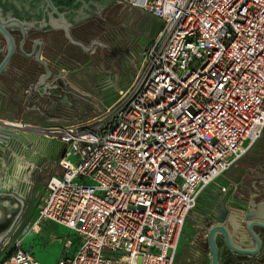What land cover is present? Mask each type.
<instances>
[{
    "label": "built area",
    "instance_id": "1",
    "mask_svg": "<svg viewBox=\"0 0 264 264\" xmlns=\"http://www.w3.org/2000/svg\"><path fill=\"white\" fill-rule=\"evenodd\" d=\"M118 4L160 27L111 106L50 131L62 174L32 230L74 233L57 264H174L203 193L264 133V0ZM0 264L43 263L16 245Z\"/></svg>",
    "mask_w": 264,
    "mask_h": 264
},
{
    "label": "flooded vegetation",
    "instance_id": "2",
    "mask_svg": "<svg viewBox=\"0 0 264 264\" xmlns=\"http://www.w3.org/2000/svg\"><path fill=\"white\" fill-rule=\"evenodd\" d=\"M110 2V6L107 7ZM52 4L51 6L45 0H0V15L9 24L7 30L9 34H12L17 48L6 75L0 79L10 80L11 77L21 72L23 77L37 84L41 76L46 74L44 65L36 59L39 55L40 60L45 61L51 70L52 75L49 79L54 81L53 84L57 86L56 90L62 93L57 100L58 106L65 108L74 101L70 105L73 109L79 105L85 109L86 95L75 92L71 84L74 80L72 77L76 73L75 68L89 65L92 51L101 50L105 41L103 35L108 34L107 29L113 19V14L120 5L118 0H52ZM61 16L68 23L66 28L57 26L61 24ZM51 18L54 21L52 24H50ZM65 34H70L74 42L68 40ZM25 37L23 47L26 54H23L19 46ZM5 50L6 41L0 36V62L3 60ZM10 71L14 72V75H8ZM260 186L259 182L257 185L252 184L247 187L244 196L230 195L225 199L227 202L230 201L227 206L230 232L241 231L253 247L256 246V242L248 234L240 215L243 210L248 212L253 209V206L264 203V191ZM221 213L222 208L221 210L214 208L209 211L203 210L202 215L198 214L200 218L197 222L199 226L205 228L208 224L218 222L216 217ZM208 217H212L213 221L210 222ZM204 231L203 247L210 256L207 232ZM254 231L261 239L262 245L258 256H244L232 252L226 246L224 238L219 236L218 245L222 251V264H264V227H255ZM233 240L238 243L237 238Z\"/></svg>",
    "mask_w": 264,
    "mask_h": 264
},
{
    "label": "crops",
    "instance_id": "3",
    "mask_svg": "<svg viewBox=\"0 0 264 264\" xmlns=\"http://www.w3.org/2000/svg\"><path fill=\"white\" fill-rule=\"evenodd\" d=\"M142 15L151 22V25L149 24L146 27L143 26L147 33L143 34V40L145 43L140 44L126 40L112 41L105 39L101 50L94 49L92 54L96 51H102V53L107 52L111 55L113 61H117V59L123 60V55L135 53L138 52V50L141 51L144 49L148 42L156 35L155 33L158 31L160 23L152 16L146 14V12H142ZM85 67H87V65ZM85 67H80V70L83 71L82 75L84 74L87 78L92 79L93 88L86 89L74 79L71 81L73 90L79 94H85L86 101L100 99L103 103L102 107L104 109L106 106H109V104L111 105L121 89H125L123 87L134 80L139 65L136 63L132 64L130 60L129 62L125 61V64H123L120 69H114L116 72L113 76L110 75L108 71L100 73L92 62L89 66L90 68ZM88 69L93 71L92 76L85 73ZM80 70L79 68H75V72H80ZM10 74L14 75V72H8V75ZM53 83V80L49 83L51 86L50 88L56 89L57 86ZM36 86V82L26 79L21 72H18L17 76L11 77L10 80L8 78L0 79V120L13 125L20 124V126H26L28 129L25 128L26 130L20 131L22 150L18 155H12L11 159L6 164V167H3L4 169L0 176L3 187L10 195L21 201V207L19 208L20 212L14 221L11 233L19 219L24 204V192L19 191L20 186L18 185L23 183V181L27 185L31 183L32 174L42 158H58L61 151L62 144L60 142L53 140L50 135L45 136L34 132V130L40 128L51 130L57 127L68 126L77 123V121L81 122L80 119H86L88 117L91 119L93 118L91 117L92 115L101 111L99 107L94 106V104L91 105L89 102H87L85 109L82 105H79V107H77L78 109L76 107L73 109L70 105H72L74 101L65 108H60L57 104V100H59L62 95L60 91L53 90L52 92H44V94H41V91L43 92L44 88L40 91ZM84 91H86V93ZM251 150L233 166L236 176H230L229 183L226 186H223L226 187L225 193L231 191V195L244 196L247 187H249V184H247L246 181L248 177L257 178L260 181L259 183L262 191H264V173L259 174L254 169L250 170L248 165H246L254 153V150H252V152ZM3 164L5 165V163ZM26 177H29L30 182H27ZM251 183H253V181ZM218 193L222 194L223 191L220 189ZM192 213L202 215V212L194 211ZM44 224H42V226ZM74 239L77 241L76 237ZM0 246H2V243Z\"/></svg>",
    "mask_w": 264,
    "mask_h": 264
},
{
    "label": "rangeland",
    "instance_id": "4",
    "mask_svg": "<svg viewBox=\"0 0 264 264\" xmlns=\"http://www.w3.org/2000/svg\"><path fill=\"white\" fill-rule=\"evenodd\" d=\"M149 21V19L143 17L142 12L130 10L123 6H120L113 14V19L107 29L108 34L103 35V40H126L143 44L145 43L143 40V34H147L143 26L146 27L149 24L151 25V22ZM142 50H138V52L135 53L123 55V60L117 59V61H113L111 55L107 52L102 53L101 51H96L94 54L90 55L91 60L89 61L90 63L89 65H87V67H89L92 62L100 73L108 71L110 75L113 76L116 72V70L114 69H120V67L125 64V61L129 62L130 60L132 64L136 63L140 66L142 59ZM80 69L81 68H79V70ZM82 72L83 71L81 70L80 72L77 71L73 75L72 79H75L77 83L82 85V87H85L86 89H92V79L87 78L84 74L82 75ZM92 72L93 71H91V69L85 71V73L90 76H92ZM132 82H129V84L123 88H128L132 84ZM84 92L86 93V91ZM116 98L112 103H114ZM87 102L91 103V105L94 104V106H97L101 109V111L97 112L91 117L94 118L101 112H103V103L100 99H97L95 101L94 99L86 101V104ZM111 105L109 104V106ZM93 118H91V120ZM80 120L85 121L90 119L88 117L86 119ZM252 150H254V153L252 157H250L246 165H248L250 170L254 169L257 171V173L263 174L264 133L262 137L256 142V144L253 145ZM62 155L63 153L58 156V158H42L41 162L37 165L32 174L31 183H29L28 185L25 183H21L19 185V191L24 192V204L13 232L10 236L7 237L6 240L4 239L5 241L1 246V258L5 256L8 251H10L14 246L19 245L22 249H25L38 260H40V262L44 264H57L60 259L70 255L73 249H75L78 245V241L74 239V233L56 224H44L41 227V232L39 233H34L32 231V228L36 222V212L41 203L42 197L46 194V186L48 184V181L51 177L59 175V173L62 174V169L58 163L59 158ZM230 176H236V174L234 173V167H232L226 174H224V176L221 177L215 185L211 186L209 191L219 195L218 192L221 189L220 187L226 186L229 183ZM246 181L249 186L251 184L257 185L258 182H260L255 177H248ZM252 181L253 183H251ZM79 183L91 184V182L89 181H79ZM192 214L186 221L185 231L181 240L182 242L179 247V252L174 264H210V256L208 255L207 250L203 247V244L205 242L204 230L206 228H204L203 226H199V223L197 222L200 218L199 215L197 213ZM67 241H72L73 243L71 248L69 249L65 248V243Z\"/></svg>",
    "mask_w": 264,
    "mask_h": 264
},
{
    "label": "water",
    "instance_id": "5",
    "mask_svg": "<svg viewBox=\"0 0 264 264\" xmlns=\"http://www.w3.org/2000/svg\"><path fill=\"white\" fill-rule=\"evenodd\" d=\"M48 4L51 6L52 0H45ZM111 2L108 3L107 7L110 6ZM54 23L53 18L50 19V24ZM61 24H57L59 27L66 28L68 26V23L65 21V19L61 16L60 19ZM63 24V25H62ZM7 26H9L8 23H6L3 18L0 15V32L2 33L0 36H2L6 41V50L3 51V60L0 62V78L4 75H6L9 64L12 60L13 55L16 52V43L12 36V34H9L7 30ZM68 29V28H67ZM66 29V30H67ZM66 38L70 40L71 42H74L70 34H65ZM25 39L20 43L19 49L23 54H26V51L23 47L25 43ZM37 61L44 65L46 74L44 76H41L39 81L37 82L36 88L41 91L42 88H44L43 92L41 91V94H44V92H52L53 90H56L55 88H50V82H51V70H49V67L45 61L40 60L39 55L36 57ZM57 88V87H56ZM26 126H16L13 124H8L4 122L3 120H0V176L2 173L3 167H6V164L11 159L12 155H18L22 150V143H21V135L20 131L26 130ZM28 130V129H27ZM51 130L46 128H40L37 130H34V132H37L39 134H43L45 136H49L51 134ZM2 159V160H1ZM5 163V165L3 164ZM4 166H3V165ZM19 183V182H18ZM24 183V181H23ZM19 186V185H18ZM2 187L1 183V177H0V197L1 196H8V192ZM231 191L228 193L223 192L222 194H214L213 192L206 191L203 193L202 197L199 200L198 206L195 210V212H202L203 210L209 211L214 209L221 210L222 213L216 217V221L213 224H208L205 228L207 232V238H208V245L210 250V264H222L223 257H222V251L221 248L218 245L219 236H222L225 240L226 246L234 253L244 255V256H258L261 252V239L257 236L256 232L254 231L255 227H264V203H260L258 205L253 206V209L248 211L243 210L240 217L241 220L244 221L245 226L247 227V232L252 237L255 242L256 246H252L251 243L249 244L247 242V238L245 234L240 232L232 233L230 232L228 228V224L230 223V220L227 219L228 209L227 206L229 205L230 201L227 202V197L229 198L231 195ZM226 201V202H225ZM23 204V203H22ZM254 207L258 208L255 209ZM208 220L210 222L213 221L212 217H208ZM11 233L8 234L10 236ZM7 236V237H8ZM6 237V239H7ZM238 239V243L234 242V238ZM7 243V242H6ZM7 245V244H6Z\"/></svg>",
    "mask_w": 264,
    "mask_h": 264
},
{
    "label": "bare ground",
    "instance_id": "6",
    "mask_svg": "<svg viewBox=\"0 0 264 264\" xmlns=\"http://www.w3.org/2000/svg\"><path fill=\"white\" fill-rule=\"evenodd\" d=\"M15 125L20 126V124H15ZM26 180L27 182H30L29 177H26ZM4 192H8V191L6 190ZM20 207H21V201L17 200V198H15L14 196L9 194L8 196L6 195L0 197V244L1 243L3 244L8 234L11 233L14 225V221L17 218L18 213L20 212L19 209Z\"/></svg>",
    "mask_w": 264,
    "mask_h": 264
}]
</instances>
